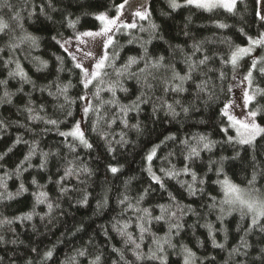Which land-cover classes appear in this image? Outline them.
<instances>
[{
	"label": "trees",
	"instance_id": "trees-1",
	"mask_svg": "<svg viewBox=\"0 0 264 264\" xmlns=\"http://www.w3.org/2000/svg\"><path fill=\"white\" fill-rule=\"evenodd\" d=\"M123 2L125 0H51L52 7H49L50 0H0V17L12 29L7 35L0 34V48L4 49L0 52V80L8 81L6 89L13 94L11 103L0 102V121L4 122V127L0 128V154L7 152L17 137L27 141L15 145L11 152H7L4 160L0 161V176H4L5 172L13 173L33 142L38 144V154L31 160L33 167L23 172L19 178L16 175L6 178L7 192L0 188V193H4V197L0 198V221H13L11 224H0V264H66L67 258L74 256L80 249H86L88 255L78 257L77 264H89L97 254L101 255L102 264H123L118 253L113 251L114 248L123 251L125 259L134 260L131 246L126 248L124 238L113 231L112 225L117 221L123 223L131 219L132 227L129 231L133 232L134 237L139 236L135 222L137 214L131 210L125 211L126 205H121L119 201L128 196L135 204L146 189L148 193L139 207L149 209L153 217L161 215L159 205L170 206V211H176L175 203L178 202L184 208V214L179 221L182 225L179 234L175 235L176 230L173 229L172 242L176 248L167 249L168 264H183L181 245L196 253L197 264H264V253L261 252L264 249V232L256 228L245 236V229L250 222L248 218L241 220L236 212L227 216L221 224L217 220L219 208L210 210L208 207L211 203L210 196H215L217 202L223 199V193L214 181L225 176L240 187L249 188L252 187L249 181L255 175L254 187L258 191L253 194L264 193V134L258 136L252 145L229 143L228 136H233V132L228 128L226 117L221 115V110L231 98L234 78L246 73L244 66L250 65L253 58L259 60L264 57V48L256 47L250 56L244 58L236 73L230 65L221 63V57L227 58L230 45L247 47L249 36L257 38L264 33V20L257 15L261 11V3L257 0H237L234 10L229 12L222 8L209 11L190 5H182L173 10L169 7V0H149V19L159 26L155 33L150 28L149 20H139L136 29L116 32L113 38L115 45L109 46L106 51L109 55H117V67L123 65L129 57L142 55L141 45L149 40V53L153 56H165L166 61L176 64L181 74L185 70L183 55L179 51L181 48L190 54L193 44H200L203 53L213 55L214 58L207 67L201 66L207 76L199 72L194 74V83L186 85L189 92L175 97L181 99L185 107L190 108L186 116L181 113L174 119L160 108V98L171 103L173 96H165L163 86L154 82L157 86L149 103L141 105L139 113H129L127 117L129 124L139 123V132L124 128L119 121L111 129L101 124L99 127L110 134L109 139H119V134L123 132L127 140L122 146L113 144L116 151L109 153L106 141L98 132L92 130L96 114L91 111L84 112L86 106L97 104L93 96L96 89L91 85L87 89L83 87L82 76L80 70L75 68V61L56 41L73 38L84 31L96 30L99 27L97 15L104 13L112 17ZM16 13L20 16L19 24L13 19ZM69 20L76 22L75 30L68 26ZM220 24L227 27L220 28ZM19 25L23 26L24 31L37 37V46L30 48L25 44L21 46L22 51L18 49L11 53L7 48L11 38L23 34ZM140 26L146 31L141 32ZM129 40L133 42L129 43ZM13 55L20 60L35 87L33 84L21 82L18 78L8 77V71L14 69L15 65L5 67L3 61ZM197 58H202V53H197L194 59ZM41 61L47 62L46 68L41 66ZM208 68L213 71L208 72ZM220 71L224 72L223 78L219 77ZM108 73L104 77L106 81L116 79L112 69L109 68ZM253 75L254 81L251 88L248 87L249 92L264 89V76L259 72H254ZM122 79L129 92L118 91L117 97L120 103L128 104L143 89L135 79ZM205 79L209 82L208 92L212 95L210 100L208 92L198 97L195 88V84ZM56 85H70L67 92V96L73 101L70 106L65 103L63 96L57 99L48 94L49 91H57ZM21 88L23 92L19 91ZM4 90L5 86L0 85V97ZM101 95L105 100L111 98L107 92ZM29 99L40 115L60 121L59 128L41 121L28 120L24 109ZM61 105L64 107L61 108ZM41 106L44 109L42 112L39 111ZM257 108L260 112L256 123L264 127V95L256 96L248 111ZM68 111H71V116L66 114ZM102 111L110 116L118 109L105 106ZM75 123H80L85 130L89 142L93 144L91 150L77 147L75 153H70L66 144L71 142V138L66 141L58 134L59 131H69ZM224 128H228V131H221ZM199 135H206L216 142L211 152H202L200 159L192 165L198 178L206 181L201 186L204 192L190 196L181 182H191V177L183 174L176 179L165 177L163 189L154 184L146 170L148 163L145 160L151 149L156 145L160 146L151 166L157 175L163 176L161 168L168 169L173 165L176 169L183 168L187 162L184 160L186 151L181 141ZM169 136H175L176 140H166ZM41 151L56 154L49 156L47 171L38 168ZM221 158H225L223 173L217 176L215 169L219 165L213 164V171H209V164L212 161L218 162ZM73 159L77 164L82 163L90 168L92 175L82 176L79 180L75 176L67 179L64 186L69 191L61 195L55 181L63 174L66 161ZM109 165L120 168V171L113 175L108 171ZM33 177L39 184L46 186L44 190L53 203L51 213H48L45 204L35 205L32 193L38 189L31 184ZM21 182L28 188V192L14 199H7V193H16ZM169 192L176 197V202L169 199ZM85 195L88 197L87 203H80ZM34 206L35 212L31 221L20 222L15 219L32 212ZM41 216L44 218L41 219ZM167 220L166 215L165 220H151L146 225L150 232L145 233L142 244L144 253L147 254L150 248L154 250L153 235L164 237L168 233ZM207 223L213 225L217 243L225 245L223 250L213 247L208 229L204 227ZM241 237L251 246L247 249L248 254L229 257L231 250L240 245ZM48 250L53 251V256L50 260H44V253ZM136 264H159V261L142 260Z\"/></svg>",
	"mask_w": 264,
	"mask_h": 264
},
{
	"label": "snow or ice",
	"instance_id": "snow-or-ice-1",
	"mask_svg": "<svg viewBox=\"0 0 264 264\" xmlns=\"http://www.w3.org/2000/svg\"><path fill=\"white\" fill-rule=\"evenodd\" d=\"M261 3V11L257 13L260 16L261 20H264V0H259ZM186 5H194L197 8H203L205 10H212L213 8L222 7L227 11L231 12L236 7L237 0H184ZM127 4V0H125L124 4H121L117 7V16L113 18H109L106 14L100 13L97 15L96 19L101 21L102 27L99 31H85L78 33L74 39L79 41L81 44H86L89 41L82 39L83 37H89L95 39L96 37H102V48L105 50L102 54L97 53L94 57V67L91 65L85 66L82 63V59L93 57V53L91 51H85L84 56L78 59L75 55L72 56V59L75 61V68L80 70V74L82 76L81 83L84 88H89L91 85L96 91L93 93V96L97 100L96 105H88L84 108V112L87 113L89 111L96 114V122L92 125V130L98 132L100 137L104 139L107 143V151L109 153H113L116 149L113 147V144L123 145L127 143L125 139V133L121 132L119 134V139H109V133L103 131L99 126L101 124L107 126V128L111 129L113 124H116L119 121L124 128L135 129L136 131H140L139 123L129 124L127 119L129 113H139L141 109V105L149 103L151 99V94L156 89V84L154 82H159L163 86V92L165 96L171 94L173 96V100L171 103L168 102L167 99L160 98V108L166 111V114L170 115L172 118L179 117L181 113L185 116L189 113L190 108L185 107L182 103L181 99H177L175 97H181L184 93L189 92V88L186 87L190 82L194 83V74L198 73L204 76H207V72L202 70L201 66L207 67L209 62L213 60V55H209L207 53H203L202 45L193 44L192 52L190 54L185 53L181 48L179 49L180 53L183 55L182 63L185 65V70L183 74L181 71L177 70L176 64L172 61H166L165 56H153L149 53L147 44L151 42L145 41L144 44L141 45L143 48V54L138 57H129L127 61L117 67L115 61L117 59V55L113 53L109 55L106 51L109 46H114L115 41L113 39V33L121 31L122 29H136L138 25L135 22L132 23H124L123 20L120 19L121 10ZM49 7H52L51 0L49 3ZM169 7L173 10L182 7L178 0H169ZM55 10V9H53ZM43 12V9H41ZM135 16L139 17L141 20H149L150 28L153 33H155L158 29V25L151 22L149 19L150 13L145 9L142 11H136ZM13 19L17 21L19 24L20 16L19 13H16L13 16ZM22 30V35L13 36L10 42L7 45L9 52L15 53L16 50H23L22 45L27 44L30 48L37 46V37L27 33L23 30V26L19 25ZM68 26L75 30L76 22L69 20ZM220 28H225L227 25L220 24ZM139 30L141 32L146 31L143 26H140ZM12 29L7 21H5L2 17H0V34L7 35L11 32ZM243 33V29H241ZM53 39H56L53 37ZM132 40H129V43H132ZM57 44L60 47L64 48L65 51H68L66 45L69 43L68 40H57ZM256 47L264 48V33L260 34L257 38L248 37V46L242 47L239 45L232 46L230 45V52L227 58L221 57V63L225 66H231V69L234 73L237 72L241 67V62L245 57L250 56V54L255 50ZM4 49L0 48V52H3ZM197 53H202V58L196 57ZM57 59H60L59 57ZM4 66L8 67L11 64L15 65L14 69L8 71V77L16 79L18 78L21 82L27 84H33V81L29 78L27 73L24 71L20 60L12 56V58L3 61ZM43 68L47 67L46 61L40 62ZM142 65V66H141ZM133 66H135V70H133ZM246 73L243 75L244 81L247 82L249 88H251L254 81V72H259L261 76H264V57H261L259 60L253 58L250 65H245ZM112 69V74L115 75L116 79L106 81L104 79L105 76H108V69ZM40 70L39 68L37 69ZM62 70V69H61ZM213 71V69L208 68V72ZM224 72L220 71L219 77L223 78ZM122 78H130L135 79L137 84L140 85V88L143 89L140 91V94L136 96L135 100L131 101L128 104L120 103V100L117 97V92L128 93L129 89L124 87ZM8 81L0 80V85L5 86V90L3 92V96L0 97V102L11 103L12 102V93L8 92L6 89ZM208 80H202L200 83L195 84V88L197 90V96L200 94L208 92ZM70 85H65L60 87L56 85L57 91L55 93L49 91L48 94L50 96H54L55 98H59L60 96L64 97L65 103L69 106L73 101L69 99L67 96L68 88ZM20 92H23V88L19 89ZM44 91V89H41ZM107 92L110 94V99H103L101 93ZM264 95V89H255L251 92L245 91L243 95V106L248 108V106L256 99V96ZM81 99H85V97H81ZM208 99H212V95L208 92ZM105 106H109L113 109H118V111H114L110 116L106 115L103 109ZM233 105L227 104L224 109L221 110V115L227 117L229 121V127L234 128L236 135L228 136L229 143H237L240 145H252L256 140L257 136L264 134V127H261L256 123V117L260 112V109L249 110L246 114L242 113L244 119H238L235 116L231 115L228 111ZM64 105H61L63 108ZM179 108V111H177ZM27 112V119L30 121H41L47 125H51L53 127L59 128L60 121L56 119L46 118L37 112L35 108L32 107L31 99L28 100L27 105L24 109ZM39 111H44L43 106L40 107ZM153 111H156V108H153ZM68 116H71V111L66 113ZM4 127V122L0 121V128ZM221 131L227 132L228 128L221 129ZM58 134L61 137H64L66 141L68 138H71V142L66 144L70 153H75L77 147H83L85 149L91 150L93 148V144L89 142L87 138L85 130L81 128L80 123H75L73 127L69 131H59ZM166 140H176L175 136H169L165 138ZM20 143H27V141H23L21 137H17L13 146L7 149V152H11L15 145ZM163 143V142H162ZM184 145V149L186 151V155L184 156V160L187 162L184 164L183 168L176 169L175 165L171 168L165 169L161 168L160 172L163 173V176L157 175L151 166V163L156 157L157 149L160 147L159 145L154 146L151 151L145 157V160L148 163L147 172L154 184L159 185L160 188H165L164 178L168 179H176L181 174L185 176L191 177V182H181L183 187H186V190L190 196H197L200 193L204 192L203 186L206 181L205 179L198 178L197 172L193 170L192 165L196 160L200 159L202 152H211L213 147L215 146V141L210 140L206 135L193 136L191 139H185L181 141ZM7 152L0 154V161L4 160V157L7 155ZM38 154V144L33 142V144L29 147L28 153L23 157V160L16 166L13 173L9 174L8 172L4 173V176H0V188H3L5 192H7V184L6 178H10V175H16L19 178L23 172L32 168L33 165L31 160L34 156ZM41 157L40 163L38 165L39 170L47 171L48 166V158L50 155H56L54 153L49 152H39ZM171 155V153H170ZM225 158H221L220 161H212L209 164V171H213V164H218L219 166L215 169L216 175L220 176L223 173V160ZM25 164L27 166L25 167ZM108 171L113 175H116L120 168L116 166L109 165ZM92 171L86 165L77 164L76 160H67L66 165L63 169V174L59 176V178L55 181V183L60 188L61 195L66 194L69 189L64 186V182L75 176L78 180L82 176H91ZM51 182V178H49ZM83 182V181H81ZM216 185L219 186L220 191L223 193V199L217 202L215 196H210L211 203L208 205L210 210H215L219 208V214L217 215V220L223 224V221L227 216L232 215L233 213L238 212L240 215V219L244 220L248 218L250 220L248 227L245 229V236H247L250 232L254 231L256 228H259L260 232H264V194L261 195H252V193H257V189L254 187L255 183V175H253L252 180L249 181V185L252 187L242 188L239 185L233 183L231 180L225 176L223 179H217L214 181ZM31 184L35 185L38 191L33 192L32 195L35 200V205L45 204L48 209V213H51L53 210V203L50 202L49 195L47 191H45V185H41L38 183L35 177L31 180ZM28 192V188L25 187V184L21 182L16 193H7V199H14L15 197H19ZM148 190L146 189L144 195H141L139 199L133 204L128 196H124L123 199L119 201L121 205H126L125 211L131 210L135 216L136 228L139 231V236L134 237L132 231L129 229L132 227V221L129 219L121 223L117 221L112 225L113 231H115L118 235L124 238V244L126 248L130 247V251L134 260L125 259L124 252L119 249H113L114 252L118 253L119 260L123 262V264H136L137 261L148 260V261H159V264H168V252L167 249H175L176 245L172 242L173 229H175V235H178L182 225L180 224V219L184 214V208L177 203H175L176 211H170V206L159 205L161 210V215L153 217L149 209L140 208L139 204L144 200L145 195H147ZM169 199L173 202H176V197L169 192ZM4 197V193H0V198ZM88 201L87 195L84 196L83 200L80 203L86 204ZM106 203V200H105ZM58 206V205H57ZM100 205L98 204V207ZM227 206V208L225 207ZM191 211L190 208L187 209ZM35 212V206L33 207L32 212L25 213L15 219L24 222L31 221L33 219V214ZM179 213V215L177 214ZM168 217V233L164 237H156L153 235L152 244L155 246L154 250L152 248L149 249V252L146 254L142 251V244L145 239V233H149L150 229L146 226L151 223V220L161 221L165 220V216ZM44 217L41 216V219ZM175 220L173 223L172 221ZM7 223L11 224L13 221L4 220L0 221V224ZM208 229V235L212 239V245L214 248L224 249L225 245L222 243H217L215 238V230L211 223H207L204 225ZM223 230V229H222ZM227 239V235H225V240ZM2 240V237H0ZM251 246L248 244L247 240L244 237H241V243L238 247H235L229 253V257L233 255H244L246 256L247 249ZM244 249V251H241ZM33 251H36L33 249ZM261 252L264 253V249H261ZM180 254L183 257V264H197V256L194 251L188 248L185 245H181ZM88 255L86 249L77 250L74 256L68 257L66 264H77L78 257H85ZM53 256V251L48 250L44 253V260H50ZM89 264H102L101 255L97 254L93 259L89 261Z\"/></svg>",
	"mask_w": 264,
	"mask_h": 264
},
{
	"label": "rangeland",
	"instance_id": "rangeland-1",
	"mask_svg": "<svg viewBox=\"0 0 264 264\" xmlns=\"http://www.w3.org/2000/svg\"><path fill=\"white\" fill-rule=\"evenodd\" d=\"M257 1L259 2V0H257ZM124 3L125 2H123L122 4H124ZM148 3H149V0H127V4L121 10L120 19L123 20L124 23H132V22L137 23L141 19H139V17L135 16V12L136 11H142V10H145V9L147 10ZM178 3H180L181 5H186L184 3V0L183 1H179L178 0ZM190 6H194V5H190ZM217 8H222V7H217ZM222 9L226 10L225 8H222ZM116 16H117V10H116V14L114 16H112V17L108 16V17L109 18H113V17H116ZM98 22H99V27L96 30H89V31H93V32L99 31L100 28L103 25H102L101 21L98 20ZM115 33H113V38H114ZM82 39H84L86 41H89V42L86 43V44H81L79 41L74 39V37L73 38L61 39V40H68L69 41V43L66 45L68 51H65L64 48H62V47L61 48L71 58H72L73 55H75L78 59H80V58H82L84 56V52L85 51H91L93 53V57H88V58L82 59V63L85 66L91 65L92 67H94L93 60H94L95 55L97 53L102 54L103 51H105L102 48V39L103 38L102 37H96L95 39H92V38H89V37H83ZM231 86H232L231 98H230L228 104L231 103L233 106L231 108H229L228 111L230 112L231 115L235 116L236 118L244 119V116L242 115V113L246 114L248 112V108H245L243 106V95H244V92L245 91H249L247 82L244 81L242 75H239V76H236L234 78V80L232 81V85ZM226 120H227V117H226ZM227 123H228V128L233 132V136H235L236 135L235 129L229 127V121L228 120H227ZM261 194H264V193H261ZM261 194H253L252 193V195H261Z\"/></svg>",
	"mask_w": 264,
	"mask_h": 264
}]
</instances>
